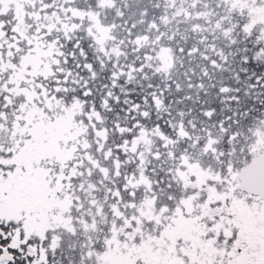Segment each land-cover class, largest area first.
<instances>
[{
  "label": "snow or ice",
  "instance_id": "obj_1",
  "mask_svg": "<svg viewBox=\"0 0 264 264\" xmlns=\"http://www.w3.org/2000/svg\"><path fill=\"white\" fill-rule=\"evenodd\" d=\"M0 264H264V0H0Z\"/></svg>",
  "mask_w": 264,
  "mask_h": 264
}]
</instances>
